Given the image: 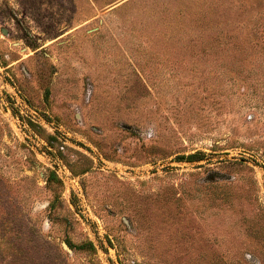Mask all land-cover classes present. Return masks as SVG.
<instances>
[{"label": "rangeland", "instance_id": "obj_1", "mask_svg": "<svg viewBox=\"0 0 264 264\" xmlns=\"http://www.w3.org/2000/svg\"><path fill=\"white\" fill-rule=\"evenodd\" d=\"M0 264H264V0H0Z\"/></svg>", "mask_w": 264, "mask_h": 264}]
</instances>
